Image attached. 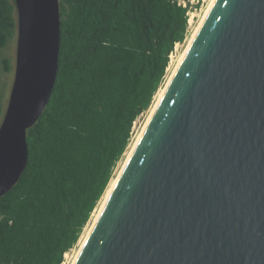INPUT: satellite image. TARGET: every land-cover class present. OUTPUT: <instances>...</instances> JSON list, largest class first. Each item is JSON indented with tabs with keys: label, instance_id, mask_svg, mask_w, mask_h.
<instances>
[{
	"label": "water",
	"instance_id": "obj_1",
	"mask_svg": "<svg viewBox=\"0 0 264 264\" xmlns=\"http://www.w3.org/2000/svg\"><path fill=\"white\" fill-rule=\"evenodd\" d=\"M0 197L58 69L59 0H13ZM74 264H264V0H215Z\"/></svg>",
	"mask_w": 264,
	"mask_h": 264
},
{
	"label": "trees",
	"instance_id": "obj_2",
	"mask_svg": "<svg viewBox=\"0 0 264 264\" xmlns=\"http://www.w3.org/2000/svg\"><path fill=\"white\" fill-rule=\"evenodd\" d=\"M59 13L55 83L26 132V167L0 197V264L63 263L188 34L178 0H59ZM16 31L13 0H0V50Z\"/></svg>",
	"mask_w": 264,
	"mask_h": 264
},
{
	"label": "rangeland",
	"instance_id": "obj_3",
	"mask_svg": "<svg viewBox=\"0 0 264 264\" xmlns=\"http://www.w3.org/2000/svg\"><path fill=\"white\" fill-rule=\"evenodd\" d=\"M187 8V30L188 34L185 38V40L182 43H177L174 46L173 52L169 56V66L167 68V74L164 79V82L161 86V88L158 90L157 94L154 97V102L150 109L142 114L134 123L133 128H132V140L131 144L129 146V149L127 150L125 156L123 157L122 161L118 163L115 171H114V176L112 181L110 182L109 186L113 185L114 180L116 179L118 173L120 172L121 168L124 165V162L126 161V158L128 156V153L130 152V149L132 148L133 144L137 140L138 136L140 135L143 126L145 125L146 121L148 120V117L150 113L152 112V108H154V104L156 102L157 96L160 93V91L164 88L166 85L168 78L172 72V69L174 68L177 60L180 58L181 54L184 52L189 39L191 38L193 32L195 31L196 27L199 25V22L201 21L208 5L210 4L211 0H184ZM16 44H17V32L15 36L8 42L7 46L4 49L0 50V56L1 58L7 59L10 61V68L9 70L5 71L4 70V64L0 61V95L2 97V106H3V111H5L12 83H13V78H14V70H15V58H16ZM108 189V188H107ZM107 191V190H106ZM105 195V194H104ZM107 195V194H106ZM105 196L100 200L98 203L95 211L93 212L90 221L86 225V227L83 230V233L76 244L74 248H72L68 253L64 255V261L62 264H72L73 259L76 257V254L81 246V243L86 237L87 232L90 230L92 226L93 219L95 215L97 214L103 200L105 199Z\"/></svg>",
	"mask_w": 264,
	"mask_h": 264
},
{
	"label": "bare ground",
	"instance_id": "obj_4",
	"mask_svg": "<svg viewBox=\"0 0 264 264\" xmlns=\"http://www.w3.org/2000/svg\"><path fill=\"white\" fill-rule=\"evenodd\" d=\"M214 1H215V0H211V2H210V4L208 5V7H207V9H206V11H205V13H204V15H203L201 21L199 22V25L196 27V29H195V31L193 32L191 38L189 39V42H188V44H187V46H186L184 52L181 54L180 58L177 60V62H176V64H175L174 68L172 69V72H171V74H170V76H169V78H168V81H167L166 85L164 86V88H163V89L160 91V93L158 94L157 99H156V102H155V104H154V106H153L154 108H152V110H151L152 112L150 113V115H149V117H148V120H149V118L151 117V115H152V113H153V111H154V109H155V107H156V105H157V102H158L159 98L161 97V95H162V93H163L165 87L167 86L168 82L170 81V79H171L173 73L175 72V70H176L177 66L179 65V63L181 62L182 58L184 57V55H185V53H186V51H187V49H188V46H189L190 42L192 41V39H193L195 33L197 32V30L199 29L200 25L203 23V21L205 20L206 16L208 15V13H209V11H210V9H211V7H212ZM148 120L146 121V123L148 122ZM146 123H145V125H146ZM145 125L143 126L142 131H143ZM142 131H141V133H142ZM141 133H140V135L138 136V138H137V140L135 141V143L133 144L132 148L130 149V152L128 153V156H127V158H126V161H127V159L129 158V156L131 155V153H132V151H133V149H134V147H135V145H136L138 139H139L140 136H141ZM126 161H125V162H126ZM125 162H124V164H125ZM123 166H124V165H123ZM122 168H123V167H122ZM122 168H121V170H122ZM121 170H120V171H121ZM119 173H120V172H119ZM119 173H118V174H119ZM117 176H118V175H117ZM116 178H117V177H116ZM115 181H116V179L114 180L113 185H114ZM113 185H112V187H113ZM112 187H111V185H110V187H108L107 191L105 192V195H106V194H107V195H106L105 199L103 200V202H102V204H101V206H100V208H99L97 214L95 215V217H94V219H93L92 226L94 225L95 221L97 220V218H98V216H99V213H100L102 207L104 206V203H105V201L107 200V197H108V195H109V193H110ZM105 195H104V196H105ZM92 226H91V228H92ZM91 228H90V230H91ZM90 230L87 232L86 237H87L88 233L90 232ZM86 237H84V239H83V241H82V243H81V246H80V248H79V250H78V252H77V254H76V257H77V255H78V253H79V251H80V249H81V247H82V245H83V243H84ZM76 257L73 259L72 264H74Z\"/></svg>",
	"mask_w": 264,
	"mask_h": 264
},
{
	"label": "built area",
	"instance_id": "obj_5",
	"mask_svg": "<svg viewBox=\"0 0 264 264\" xmlns=\"http://www.w3.org/2000/svg\"><path fill=\"white\" fill-rule=\"evenodd\" d=\"M178 4L181 5L183 8L186 7V4H185L184 0H178ZM186 16H187V13H186Z\"/></svg>",
	"mask_w": 264,
	"mask_h": 264
}]
</instances>
